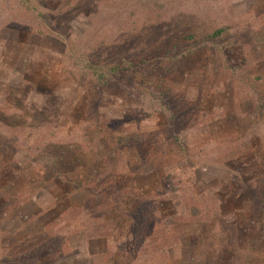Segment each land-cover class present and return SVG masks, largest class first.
Masks as SVG:
<instances>
[{"label":"rangeland","instance_id":"374dc122","mask_svg":"<svg viewBox=\"0 0 264 264\" xmlns=\"http://www.w3.org/2000/svg\"><path fill=\"white\" fill-rule=\"evenodd\" d=\"M200 1L169 36L196 55L102 88L0 0V264H264V0Z\"/></svg>","mask_w":264,"mask_h":264},{"label":"trees","instance_id":"16d2710c","mask_svg":"<svg viewBox=\"0 0 264 264\" xmlns=\"http://www.w3.org/2000/svg\"><path fill=\"white\" fill-rule=\"evenodd\" d=\"M49 3L64 4L63 0H25L21 4V12L43 24L46 32L39 31L35 35L45 33V37L54 36V39L63 43L66 51L80 57L92 81L102 88L109 87L115 81L121 82L125 73L131 72L136 67L139 68L140 65H148L147 62L154 65L167 61L169 67L165 73H171L173 60H185L193 54L196 55L201 49L199 45L195 50L192 48L197 43L196 34L188 36L194 44H190L189 39L184 43L169 38L172 32L177 30L176 19H190L194 11H202L199 5L203 2L200 0H84V4H81L82 9L77 10V5L76 8L74 6L71 8L68 4L69 10L61 11L56 16H52L45 9ZM210 8L211 13H214L212 8L215 6ZM80 13L86 25L81 31H76L74 24ZM114 14L117 16L114 17ZM107 20L111 23L104 27ZM65 25L66 29H64ZM224 26L209 34L208 45L226 37L232 39L234 35L230 33L232 27ZM237 28H243V25L238 24ZM21 29L22 27L15 30L20 32ZM156 30L159 36L156 35ZM154 35L157 37L153 40L152 55L155 58L137 59L139 54L131 48V45L134 42L146 41ZM235 35L237 36L235 43L243 44L240 39L245 38L247 34L244 31H237ZM252 42L253 40L249 41ZM16 46L20 49L22 43L17 41ZM140 140L141 138L134 137L131 141L140 142ZM126 141H129L128 138ZM3 165L0 164L1 167ZM8 170L11 175L13 169L10 167ZM56 179L59 180L60 177L57 176Z\"/></svg>","mask_w":264,"mask_h":264}]
</instances>
